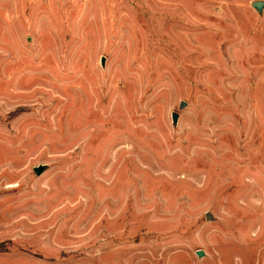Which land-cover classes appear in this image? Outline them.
I'll list each match as a JSON object with an SVG mask.
<instances>
[{
  "label": "rangeland",
  "instance_id": "1",
  "mask_svg": "<svg viewBox=\"0 0 264 264\" xmlns=\"http://www.w3.org/2000/svg\"><path fill=\"white\" fill-rule=\"evenodd\" d=\"M0 264H264V0H0Z\"/></svg>",
  "mask_w": 264,
  "mask_h": 264
},
{
  "label": "water",
  "instance_id": "2",
  "mask_svg": "<svg viewBox=\"0 0 264 264\" xmlns=\"http://www.w3.org/2000/svg\"><path fill=\"white\" fill-rule=\"evenodd\" d=\"M253 5L258 9V10H261L262 9V6H263V2L262 1H256L253 3ZM177 120V115L174 114V121ZM45 169V166L44 165H39L37 167H35V172L37 174H40L43 172V170ZM198 255L199 256H203V250H199L198 252Z\"/></svg>",
  "mask_w": 264,
  "mask_h": 264
}]
</instances>
